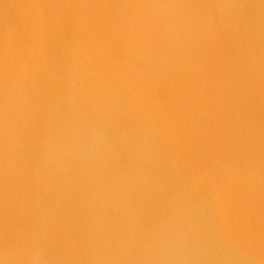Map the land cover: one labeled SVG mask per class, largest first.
Here are the masks:
<instances>
[{
	"label": "water",
	"instance_id": "obj_1",
	"mask_svg": "<svg viewBox=\"0 0 264 264\" xmlns=\"http://www.w3.org/2000/svg\"><path fill=\"white\" fill-rule=\"evenodd\" d=\"M0 264H264V0H0Z\"/></svg>",
	"mask_w": 264,
	"mask_h": 264
}]
</instances>
